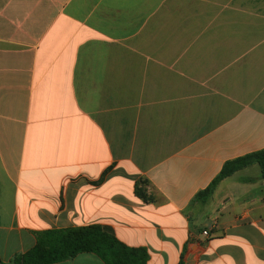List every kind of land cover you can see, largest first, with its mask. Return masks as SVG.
Listing matches in <instances>:
<instances>
[{
	"label": "crops",
	"instance_id": "0c3cea01",
	"mask_svg": "<svg viewBox=\"0 0 264 264\" xmlns=\"http://www.w3.org/2000/svg\"><path fill=\"white\" fill-rule=\"evenodd\" d=\"M262 149L264 0H0V264L92 225L148 264H264L259 167L193 201Z\"/></svg>",
	"mask_w": 264,
	"mask_h": 264
},
{
	"label": "trees",
	"instance_id": "16d2710c",
	"mask_svg": "<svg viewBox=\"0 0 264 264\" xmlns=\"http://www.w3.org/2000/svg\"><path fill=\"white\" fill-rule=\"evenodd\" d=\"M258 166L260 179L264 180V149L227 161L220 173L207 188L199 191L194 202L207 205L219 185L241 171ZM109 170L98 182L101 184ZM150 182L140 179L135 185V195L146 204H157L154 193L148 192ZM36 244L22 255H17L9 264H57L74 259L80 254H93L104 264H148L149 254L145 248H132L121 242L108 226L45 230L35 233ZM179 264H183V256Z\"/></svg>",
	"mask_w": 264,
	"mask_h": 264
},
{
	"label": "built area",
	"instance_id": "2783aa9c",
	"mask_svg": "<svg viewBox=\"0 0 264 264\" xmlns=\"http://www.w3.org/2000/svg\"><path fill=\"white\" fill-rule=\"evenodd\" d=\"M203 235H204L205 237H209V236H210V233H209L208 230H206V231L203 232Z\"/></svg>",
	"mask_w": 264,
	"mask_h": 264
},
{
	"label": "rangeland",
	"instance_id": "374dc122",
	"mask_svg": "<svg viewBox=\"0 0 264 264\" xmlns=\"http://www.w3.org/2000/svg\"><path fill=\"white\" fill-rule=\"evenodd\" d=\"M255 167H257V168H258V166H255Z\"/></svg>",
	"mask_w": 264,
	"mask_h": 264
}]
</instances>
